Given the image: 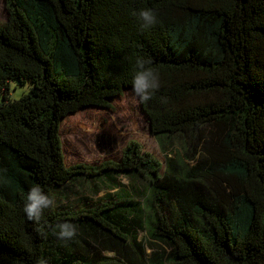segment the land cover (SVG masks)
Returning <instances> with one entry per match:
<instances>
[{
	"label": "trees",
	"instance_id": "16d2710c",
	"mask_svg": "<svg viewBox=\"0 0 264 264\" xmlns=\"http://www.w3.org/2000/svg\"><path fill=\"white\" fill-rule=\"evenodd\" d=\"M5 3L0 264H264V0ZM142 7L160 23L141 30L131 12ZM138 57L159 74L141 105L165 162L132 142L121 161L68 167L63 121L114 110ZM27 81L11 98V83ZM118 174L146 183L142 205L124 190L90 208L55 207L76 178ZM36 184L53 197L39 222L23 212ZM66 221L77 228L70 241L58 238Z\"/></svg>",
	"mask_w": 264,
	"mask_h": 264
},
{
	"label": "rangeland",
	"instance_id": "374dc122",
	"mask_svg": "<svg viewBox=\"0 0 264 264\" xmlns=\"http://www.w3.org/2000/svg\"><path fill=\"white\" fill-rule=\"evenodd\" d=\"M7 19L5 0H0V20ZM31 87L29 81L23 84L12 82L11 98L21 97ZM114 106V110L87 108L63 121L62 141L68 167L82 164L98 169L106 161H121L125 148L132 142L165 162V150L151 132L148 116L133 88H125L124 96ZM176 148L179 149L178 144L171 146L169 150L172 151L168 152L174 154ZM124 190L130 192V200L139 205L143 204L148 193L146 183L133 176H83L57 189L55 207L70 211L90 208L111 197L106 194L117 199L125 198L127 195L122 197ZM145 235V231H140V237Z\"/></svg>",
	"mask_w": 264,
	"mask_h": 264
},
{
	"label": "clouds",
	"instance_id": "9594fccd",
	"mask_svg": "<svg viewBox=\"0 0 264 264\" xmlns=\"http://www.w3.org/2000/svg\"><path fill=\"white\" fill-rule=\"evenodd\" d=\"M131 15L135 18L141 30L151 29L160 23L157 11L151 7L133 9ZM151 65V59L138 57L135 60L131 79L133 91L144 102L149 101L155 90L161 86L159 74ZM52 204V195L46 192L39 184H36L27 192L23 212L29 220L39 222L45 210L49 209ZM76 236L77 228L73 223L66 221L59 224L58 238L60 240L70 241ZM39 264H46V261L40 260Z\"/></svg>",
	"mask_w": 264,
	"mask_h": 264
}]
</instances>
